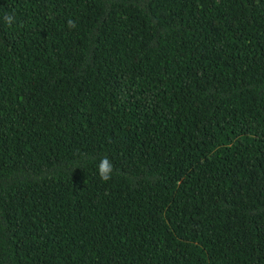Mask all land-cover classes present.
Wrapping results in <instances>:
<instances>
[{
  "label": "trees",
  "instance_id": "obj_1",
  "mask_svg": "<svg viewBox=\"0 0 264 264\" xmlns=\"http://www.w3.org/2000/svg\"><path fill=\"white\" fill-rule=\"evenodd\" d=\"M0 264H264V0H0Z\"/></svg>",
  "mask_w": 264,
  "mask_h": 264
},
{
  "label": "clouds",
  "instance_id": "obj_2",
  "mask_svg": "<svg viewBox=\"0 0 264 264\" xmlns=\"http://www.w3.org/2000/svg\"><path fill=\"white\" fill-rule=\"evenodd\" d=\"M6 20L8 23H12L13 16L11 15L7 16ZM69 25L74 26L72 21H69ZM111 173H112V165L110 164L108 159L105 157L99 165V176L102 180H108L110 178Z\"/></svg>",
  "mask_w": 264,
  "mask_h": 264
}]
</instances>
